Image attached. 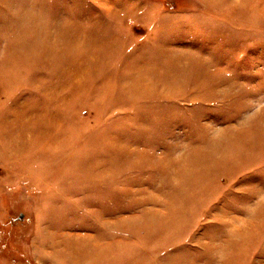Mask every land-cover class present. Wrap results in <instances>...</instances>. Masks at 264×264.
<instances>
[{
	"label": "rangeland",
	"instance_id": "rangeland-1",
	"mask_svg": "<svg viewBox=\"0 0 264 264\" xmlns=\"http://www.w3.org/2000/svg\"><path fill=\"white\" fill-rule=\"evenodd\" d=\"M0 264H264V0H0Z\"/></svg>",
	"mask_w": 264,
	"mask_h": 264
}]
</instances>
